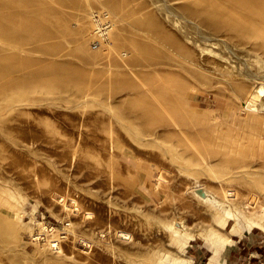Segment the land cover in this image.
Returning a JSON list of instances; mask_svg holds the SVG:
<instances>
[{"label": "rangeland", "instance_id": "obj_1", "mask_svg": "<svg viewBox=\"0 0 264 264\" xmlns=\"http://www.w3.org/2000/svg\"><path fill=\"white\" fill-rule=\"evenodd\" d=\"M106 1L0 0V264H264V6Z\"/></svg>", "mask_w": 264, "mask_h": 264}, {"label": "bare ground", "instance_id": "obj_2", "mask_svg": "<svg viewBox=\"0 0 264 264\" xmlns=\"http://www.w3.org/2000/svg\"><path fill=\"white\" fill-rule=\"evenodd\" d=\"M14 1V0H13ZM106 1V0H105ZM254 1V3H256L257 4V7L259 6H261L262 5V7L264 6L263 5V1L262 0H253ZM103 3V2H102ZM101 3V4H102ZM200 4H202L201 6H200V8H202V10H205V11H213V10H216L215 8H217V12H219V10H220V8L221 7H219V10H218V6H221V5H216V3L213 1V0H202V2H200ZM232 5V4H231ZM118 6H119V2L117 1V0H107L106 1V4L105 5H103L102 4V8H105V9H107L106 11L108 12V13H113V12H115L117 9H118ZM229 6V5H228ZM23 7V6H22ZM227 7V6H226ZM233 7H234V5H233ZM232 7V8H233ZM236 7V6H235ZM26 8V7H25ZM237 8H238V6H237ZM243 8V7H242ZM22 9V8H21ZM198 8H196V10H197ZM222 15H224V16H226L225 14H231V12H232V10L234 9H229V7L225 10V7H224V9H223V6H222ZM246 9V8H245ZM229 12H228V11ZM230 10H231V12H230ZM235 11H236V8L234 9ZM243 10V9H242ZM21 11V10H20ZM24 11V10H23ZM26 11H28V10H26ZM99 12H102L101 10H98ZM215 11V12H216ZM223 11H225V12H223ZM244 11V10H243ZM197 12L198 11H196L195 13L197 14ZM209 12V13H210ZM220 12H221V10H220ZM29 13V12H28ZM233 13H234V16H233ZM21 14V13H20ZM37 14V13H36ZM199 14V13H198ZM220 14V15H221ZM236 14L237 13H235V12H232V16L233 17H231L232 19L236 16ZM27 15V14H26ZM200 15H203L202 14V12H201V14ZM205 15V14H204ZM207 16H208V14H206ZM205 15V16H206ZM230 16V15H229ZM227 17L228 16H226L225 18H226V20L224 19H222L223 21H226L227 22ZM46 18V17H45ZM237 18V16L234 18V19H236ZM6 19V18H5ZM27 19V18H26ZM55 19V18H54ZM112 19V18H111ZM114 19V18H113ZM229 20H231L230 19V17L228 18ZM228 20V22L231 24V26L232 25H234V23L233 22H235V21H237V19L236 20H233V22H232V20L231 21H229ZM28 21V20H27ZM56 21H58L56 24H58V25H56V26H58V27H61V28H63V29H65L66 30V20L64 19V18H61L60 20L58 19V20H56ZM113 23H114V20L112 21ZM225 22V23H226ZM227 22V23H228ZM38 23H40V22H38ZM90 23H91V21H90ZM228 23V24H229ZM236 23V22H235ZM2 24V23H1ZM43 24V23H42ZM116 24V23H115ZM115 24L113 25V27L115 26ZM52 25V24H51ZM55 26V25H54ZM55 26V27H56ZM92 26V25H91ZM38 28H40L39 26H38ZM54 28V27H53ZM57 28V27H56ZM79 29H81V31L80 30H78V32H77V36H76V40L78 41V40H80L82 37H83V25H81L80 26V28ZM28 30V29H27ZM60 30V29H59ZM113 28L111 29V31H110V33H112L113 32ZM54 31V30H53ZM91 31H92V29H91ZM115 31V30H114ZM119 31H121V30H119ZM119 31H117L116 30V33H115V35H114V37H115V41H117L118 43H119V40L120 39H122V35H121V32H119ZM233 32V31H232ZM235 32V31H234ZM2 33H4V32H2ZM23 33V32H22ZM33 36V35H32ZM90 36L91 37H93V35H91L90 34ZM109 46V45H108ZM109 47H111V46H109ZM77 51L78 52H80V53H84V47H78V49H77ZM163 75V74H162ZM156 76V77H154V79H153V94H154V96H155V98H154V100H153V105H154V108H153V110H151V111H155V112H157L158 110H160V109H162L163 107H164V104H163V100H165V101H167V102H169L170 101V103H171V101H172V99H174V97L176 98V94H174V92L171 90V88H178L179 90H180V87H181V83H180V81H179V79L175 76V75H172V74H165L164 73V75L163 76ZM181 80V79H180ZM178 90V91H179ZM174 91H175V89H174ZM177 91V90H176ZM264 91V87L263 86H261V87H257V88H252L251 90H249L248 92H249V98H248V101H246V103H248V105L250 106L249 108H256V107H258V106H260L261 108H264V98L262 99H259L260 98V95H261V93ZM180 92V91H179ZM180 95V94H179ZM248 96V95H247ZM247 99V98H246ZM177 102H178V100H176ZM176 101H175V103H176ZM259 101H260V103H259ZM174 102V101H173ZM180 102V101H179ZM165 104H166V102H165ZM179 104V103H178ZM259 104V105H258ZM170 106H171V104H169ZM174 106H177V104L175 105V104H173ZM179 106V105H178ZM166 107V106H165ZM168 107V106H167ZM246 107H247V105H246ZM171 108V107H170ZM172 109V108H171ZM167 110V109H166ZM174 110V109H173ZM177 110V108L175 107V110L174 111H176ZM169 111V110H168ZM168 111H166V112H168ZM164 112V111H163ZM161 113V112H160ZM170 113V112H169ZM171 114V113H170ZM197 193L198 194H200V195H202L203 197H204V191H201V190H198L197 191ZM60 196H61V199H59V200H57V202H59V203H61L62 204V206L64 207V208H68V206H67V204L65 203V196L63 195V194H60ZM67 201V200H66ZM73 202H74V200H73ZM49 211H50V213H51V215H52V212H51V210H50V208H49ZM58 212V211H57ZM80 241L82 242V243H85V244H88V246L90 247L91 246V244L88 242V241H85V240H83V239H80ZM60 250L59 251H61L62 249L61 248H59Z\"/></svg>", "mask_w": 264, "mask_h": 264}, {"label": "built area", "instance_id": "obj_3", "mask_svg": "<svg viewBox=\"0 0 264 264\" xmlns=\"http://www.w3.org/2000/svg\"><path fill=\"white\" fill-rule=\"evenodd\" d=\"M91 35L90 45L94 50L106 49L110 43V31L113 28L111 16L107 11H93L90 15Z\"/></svg>", "mask_w": 264, "mask_h": 264}, {"label": "crops", "instance_id": "obj_4", "mask_svg": "<svg viewBox=\"0 0 264 264\" xmlns=\"http://www.w3.org/2000/svg\"><path fill=\"white\" fill-rule=\"evenodd\" d=\"M252 235H254V234H252ZM260 236H261V239L260 240H258L256 237H251L252 239H254L255 240V242L256 243H259V242H262V243H264V235L263 234H260ZM263 245V247H261L260 249H259V251H260V253H261V256H260V261L262 262V261H264V244H262ZM258 254V253H257ZM263 263V262H262ZM261 263V264H262Z\"/></svg>", "mask_w": 264, "mask_h": 264}]
</instances>
